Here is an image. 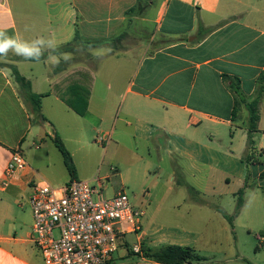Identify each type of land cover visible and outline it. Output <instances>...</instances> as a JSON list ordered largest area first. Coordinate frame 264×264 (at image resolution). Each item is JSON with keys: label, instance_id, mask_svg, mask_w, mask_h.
<instances>
[{"label": "crops", "instance_id": "0c3cea01", "mask_svg": "<svg viewBox=\"0 0 264 264\" xmlns=\"http://www.w3.org/2000/svg\"><path fill=\"white\" fill-rule=\"evenodd\" d=\"M0 30L25 41L51 40L55 49L72 43L76 34L82 42L65 52L71 54L67 61L61 54L51 55L52 49L44 51L48 55L44 61L23 60L12 53L0 60L6 66L0 67V185L14 150L19 149L25 157L27 149H47L42 157H25L30 168L7 190L0 187V264H45L38 250L41 258L27 249L33 244V214L27 238L12 236L7 228L15 208L29 205L34 183L63 186L71 181L65 163L61 176L55 171L56 177L46 173L54 153V137L59 135L66 141V131L68 140L80 149L97 124L103 131L108 128L105 135L118 149L129 137L138 152L140 147L150 157L156 152L159 172L171 165V183L187 190L191 200L187 207L191 226L200 225L203 232H214L195 234L193 244L211 240V235L219 245L226 243L232 248V225L224 214L234 216L237 203L228 211L224 200L233 174L228 167L237 165V156L231 149L230 153H221L211 144L219 125L235 127L248 139L246 106H240L237 115L234 112L237 101L251 102L260 94V78L264 74V0H0ZM99 41L110 44L87 46L88 42ZM50 55L59 59L58 65L53 64ZM109 59L119 64H115L116 70L104 73L96 62ZM7 65L17 66L31 82L32 91L45 95V120L35 117ZM233 87L239 89L240 96ZM70 102L79 108L86 102L85 115H78ZM258 127L255 146L264 150V94ZM47 138H52V144ZM72 154L75 163V153ZM219 157L227 160V169L218 167ZM178 160L183 165L176 164ZM259 161L256 165L260 178L264 156ZM176 167L185 180L177 178ZM190 173L193 177L205 173V184L187 179ZM218 173L221 178L216 184ZM235 173L244 187L247 175ZM79 175L77 169V178ZM120 189L122 186L115 187V192ZM159 204L156 211L160 210ZM152 207V200L139 204L138 209L144 212L140 233L123 238L119 258L108 264H161L145 256L146 251L158 246L153 241L154 227L150 231L144 229L146 210ZM245 209L246 204L234 217L232 229ZM131 236L135 237L133 245L128 241ZM162 237L159 241L171 242L169 236ZM190 240H183L180 245ZM262 242L257 255L263 257L264 237ZM135 246L140 247V254L133 251ZM230 252L231 257L225 261L246 260L239 250L235 255L233 250ZM132 255H140V261L129 262Z\"/></svg>", "mask_w": 264, "mask_h": 264}, {"label": "rangeland", "instance_id": "374dc122", "mask_svg": "<svg viewBox=\"0 0 264 264\" xmlns=\"http://www.w3.org/2000/svg\"><path fill=\"white\" fill-rule=\"evenodd\" d=\"M115 64L117 66L119 61L109 59L100 63L96 62L97 67L104 73L111 69L116 70ZM103 129L104 131L99 127V124L95 125V130L92 133H88L87 140H84L85 146L80 149H77V146L68 140L69 136L64 130L68 139L66 138L67 142L63 141L70 153H75V166L76 169L80 170V175L77 179L80 181H90L99 189L100 184L92 181L93 178L99 177L107 187L106 195L108 197L116 193L115 187L121 188L122 186L120 190L125 191L135 209H138L141 202L152 200L153 207L146 210L144 226V229L148 231L154 227L152 233L156 238L153 241H155L158 246L150 249L151 251H159L167 246L192 248L202 261H193L188 264H252V261L256 264H264V255L263 257L262 255H257V253H259V248L263 245L262 239L264 237V180H261L257 176L258 165L248 166L243 161L247 142V137L243 135L244 133H240L235 127L219 125L215 131L217 135L215 134V138L211 144L212 147L221 153L225 151L230 153L229 150L231 149L237 156V165L235 166L232 163L228 167V170L233 171V174H230L232 181L227 186L226 191L228 192L224 200V207H226L228 211H232L233 207H235L237 203L236 195L243 187L235 171L238 173L244 172L247 175L246 181L249 183V187L246 188L244 193L246 209L239 218L235 219L234 228L232 229V226L230 227V242L232 247L230 248L226 243L219 245L217 242L213 241L214 237L211 235H213L214 232H203V230H201L203 226L200 225L194 226L195 228L191 226V222L188 220L190 216L187 214V207L191 205V200L188 199V191L184 188H180V185H173L171 183L169 173H171L172 170L170 164L163 167V169H165L164 172H159L156 152H152V157L148 155L147 150H143V147H140L138 152L136 143H133L132 139L129 137H127L124 142V146L118 149L115 145L110 143L111 141L108 136L105 135V131H107L108 128ZM235 134L236 136H234ZM131 135L132 133L129 134V136ZM51 140L52 138H47L49 144H52ZM235 149L237 150L234 151ZM46 150V146L40 151H30L27 149L25 157L27 160H29L30 156L33 154L36 156L35 158H37V156L42 157ZM53 152L54 153H51V160L48 162L50 169H48L46 173L49 176H61L63 174L62 172H65L63 157L56 146L53 147ZM72 156L74 157L73 154ZM219 159L221 162L217 164L218 167L227 169V165L225 164L227 160L221 157H219ZM177 163L183 165L184 162L178 160L176 161V164ZM54 171L57 172V175L53 173ZM176 171L178 173V179H186L183 174H179L180 170L178 167H176ZM204 175L205 173L196 174V177H193L192 173H190L189 176L186 175V177L190 179V181H196L199 185H203L205 184ZM220 178L221 174H216V184L219 183ZM121 181L122 184H120ZM51 185L59 187L60 184L52 183ZM173 186L174 188L171 190ZM166 193L167 195L165 196ZM203 193H205V191ZM206 195L209 196L208 192H206ZM159 202L162 204H159ZM158 204L160 210L156 211ZM178 205L181 206L178 208ZM31 220V208L29 205L25 204L22 209L15 208L11 226L7 229L10 230L12 236L27 238V232L32 222ZM154 232H158V234H154ZM198 233L203 235H208L210 233L211 235L209 238H211V240H203L197 244H193L194 238L197 237L195 234ZM163 235L169 236L168 238L171 239V242H168L167 239L159 241ZM152 237L151 239H154ZM187 239L191 240L185 242L184 245H180V243H183V240ZM128 241L133 245L135 237H129ZM148 243H150V240ZM27 249L33 256L41 258L33 244H30ZM231 250H233L234 255L239 250L246 260L242 262L236 260L232 262L225 261V258L231 257ZM120 253V251L116 252L114 258H119ZM140 258V255H132L128 257V261L139 262ZM234 258H236V256Z\"/></svg>", "mask_w": 264, "mask_h": 264}, {"label": "built area", "instance_id": "2783aa9c", "mask_svg": "<svg viewBox=\"0 0 264 264\" xmlns=\"http://www.w3.org/2000/svg\"><path fill=\"white\" fill-rule=\"evenodd\" d=\"M29 168L22 152L14 150L1 189L7 190ZM93 182L100 184L99 189L78 179L59 187L31 186V240L45 264H108L123 238L140 233L144 212L133 207L125 191L108 197L103 180L97 177ZM133 251L141 253L138 246Z\"/></svg>", "mask_w": 264, "mask_h": 264}, {"label": "trees", "instance_id": "16d2710c", "mask_svg": "<svg viewBox=\"0 0 264 264\" xmlns=\"http://www.w3.org/2000/svg\"><path fill=\"white\" fill-rule=\"evenodd\" d=\"M81 39L79 34H76V37L74 38L73 42L70 44H67L66 46L57 48L55 50H52L50 52L51 55L55 54H63L65 52H68L69 49L73 44L80 45ZM110 42H88L87 46L96 47V46H103V45H109ZM48 57L47 54H43L40 61L46 60ZM25 60L24 58H20ZM32 61V60H28ZM36 62V61H32ZM0 67H6L2 64H0ZM7 67H10L12 70V74L15 78L16 83L19 85L20 91L23 94L25 100L28 102V104L31 106L32 112L35 115V117L45 120L43 114H42V102L45 95H38L35 94L32 91V84L29 80H27L24 76L21 75L19 72L17 66L15 65H7ZM260 94L256 99H254L251 102L247 101H237L235 106V112L234 114L237 115V111L240 106L245 105L248 112H249V118L247 123V133H248V139H247V148L245 151V156L243 161L249 166V165H256L260 163L259 158L264 156V150H258L255 146L254 141V134L259 131V121H260V106L262 104L263 94H264V74L260 78ZM235 90V93L237 96H240V91L237 87H233ZM70 107L76 111V113L80 116H84L87 109V103L84 102L82 108H79L76 103H69ZM53 142L56 146V148L61 153L65 166L70 174L71 180L77 179V169L74 163V159L70 151L65 146L64 141L59 135H56L53 139ZM260 179L264 180V172L260 175ZM249 187V183L246 181L245 186L240 189V191L237 193V205H236V212L234 216H228L224 214L225 218L230 222V224L233 226V220L234 217L237 216L240 213V210L245 204L244 200V193L246 188ZM147 258H151L154 261L161 263V264H188L193 261H202L199 256L196 255L195 250L192 248H186V247H180V246H167L159 251H150L145 252Z\"/></svg>", "mask_w": 264, "mask_h": 264}, {"label": "clouds", "instance_id": "9594fccd", "mask_svg": "<svg viewBox=\"0 0 264 264\" xmlns=\"http://www.w3.org/2000/svg\"><path fill=\"white\" fill-rule=\"evenodd\" d=\"M46 49H55L51 40L36 38L32 41H25L19 35H8L5 31L0 30V60L7 59L9 53L22 57L25 60L39 62ZM62 58L67 61L71 54L63 53ZM54 65L59 64V59L50 55Z\"/></svg>", "mask_w": 264, "mask_h": 264}]
</instances>
